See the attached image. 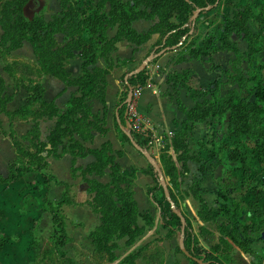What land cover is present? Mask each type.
Masks as SVG:
<instances>
[{
    "label": "crops",
    "instance_id": "obj_1",
    "mask_svg": "<svg viewBox=\"0 0 264 264\" xmlns=\"http://www.w3.org/2000/svg\"><path fill=\"white\" fill-rule=\"evenodd\" d=\"M7 1L11 0L0 1V264H31L38 254L52 247L53 216L42 201L60 200L65 193L70 201L65 211L71 240L63 251L69 250L68 256L74 259L79 251L99 253L91 237L102 224L95 198L108 188L97 183L109 184L115 171L131 182L137 212L135 225L141 231L131 244L126 242L127 235L118 239L119 247L114 250L118 258L108 264H126L123 258L136 250L138 258L133 264H195L180 246L182 230L169 236L168 230L161 228L166 217L160 206L165 196L169 199L158 173L137 146L155 157L173 203L192 226L200 246L208 251L219 249L216 252L233 257L231 263H226L215 254L222 264H256L251 252L234 239L232 227L217 216L214 191L220 190V158L205 164L208 156L201 147V141L213 130L210 119L187 123L191 111L210 98L206 94L208 85L232 71L234 51L217 49L211 57H205L199 49L206 32L223 26L222 15L234 18L236 0H221L216 11L199 14L191 36L179 46L170 45L168 27L160 26V18L154 16L151 7L140 5L139 9L149 16L136 18L124 28L111 21L97 28H105L109 49L90 64L78 58V50L73 51V57L64 52L72 40L71 20L107 17L112 9L110 0H31L25 16L30 20L39 17V23L49 26L38 28L40 42L31 39V32L16 36L8 9H4ZM60 19H65V24L44 41L48 29ZM134 34L147 39L137 43ZM84 37L89 38L87 32ZM235 41L240 48H246L242 39ZM151 54L155 59L146 68L149 77L142 86L139 110L152 121L160 136L166 137L158 142L132 132L124 105L129 93L126 75ZM36 85L42 87V101L29 104L31 92L27 87ZM232 86L222 84L221 92L226 93ZM79 98L80 103L75 105ZM167 131L175 135L167 137ZM15 142L47 162L43 172L50 176L48 187L37 171H19V161L29 159L19 158ZM99 165L102 168L97 169ZM14 173L17 178L13 179ZM198 180L202 199L195 194ZM120 183L123 187L129 185ZM156 183L162 188L153 190ZM169 205L172 208L170 201L165 207ZM260 242L252 246L258 254L263 251Z\"/></svg>",
    "mask_w": 264,
    "mask_h": 264
},
{
    "label": "trees",
    "instance_id": "obj_2",
    "mask_svg": "<svg viewBox=\"0 0 264 264\" xmlns=\"http://www.w3.org/2000/svg\"><path fill=\"white\" fill-rule=\"evenodd\" d=\"M1 1V0H0ZM31 0H11L4 4V9H8L9 20L11 21L12 28L17 30L16 36L23 37L27 36L28 33H32L31 39L35 42H40L42 35L38 31L39 27L43 26L48 28L43 22L39 23L40 18L37 17L33 20L28 19L26 14V7L29 5ZM112 9L109 15L106 16H95L92 19H77L71 20V35L72 40L68 45L69 57H73L74 50H78V58L81 57L84 64L93 63L97 56L105 55L109 49V39L105 28L98 31L99 26H103L105 22L111 21L113 24H120L122 28L130 24L134 19L139 17H147L149 14L144 10H140V5L151 7L154 16H159L160 26L166 25L168 30L166 33L169 34L168 41L170 45L179 46L184 44L191 36L190 32L193 29V23L191 18L197 9H202L203 14L208 11H216L219 8L221 0H110ZM251 4L255 5L256 0H248ZM231 3V1H229ZM216 5V6H215ZM211 7L210 10L207 8ZM245 19L238 21L235 17L231 18L230 15L225 14L221 16L222 27L215 29L212 32H206L207 35L204 38L200 47V54L205 57H211L217 49L232 50L236 54V59L230 73L226 72V75H221L220 78L212 82L207 87V95H210L209 99H206L203 104H199L198 107L191 111L187 123L192 120L198 119H210V124L213 126L212 133L206 136L201 141V147L205 148V152L208 159L205 164L211 162L212 159L221 158L222 151L228 147V142L225 140L224 135L220 133L221 126L223 123L224 115L230 112L228 121V129H232V133L239 138L251 136L255 142L256 151L259 154V159L263 161L264 154V58L261 64H257L258 53L261 50L262 45L256 43L264 33V0L254 11L246 9ZM173 17L179 18L178 21H171ZM236 17H238L236 15ZM106 18V20H105ZM65 24V19L58 20V23L52 24L53 27L49 28L48 35H44L43 40H50L54 31H57L60 27ZM157 24L156 28H159ZM253 24L258 25V29L252 28ZM84 32H87L88 39L84 37ZM122 34V32L120 33ZM46 36V37H45ZM54 39V38H53ZM134 39L137 43H141L147 39L146 36H138L134 34ZM236 39H242L245 41L246 48L242 49L239 47ZM220 44V45H218ZM264 50V46H263ZM77 56V55H76ZM54 58V56L52 57ZM242 61V76L245 82L252 83L251 92L249 95H241L240 90L244 88L241 81H236L235 77H238L240 73L235 72V68L238 61ZM235 66V67H234ZM237 69V68H236ZM251 71L252 74H251ZM229 74V75H228ZM227 76V77H226ZM149 77L148 70L129 76L127 80V87L136 89L145 85L146 80ZM226 81H225V79ZM229 83L232 86L226 93L223 94L221 86L224 83ZM86 85L85 83H83ZM83 90L86 88L83 86ZM28 91L31 92L29 97V104H33L38 101H42V87L36 85L34 87H27ZM127 93V91H126ZM125 93V94H126ZM238 103L235 101V98ZM78 100V101H77ZM75 100L74 104L80 103L81 98ZM234 100V102H232ZM207 104V105H206ZM74 106V105H73ZM189 130L190 124L188 126ZM180 133L177 134L179 136ZM211 137V139H207ZM216 141L218 144H216ZM19 158L23 159L27 157L28 162L20 160L19 171L22 174L29 173L31 171H37L45 179L44 186L48 187L50 176L43 171L47 168L48 164L45 162L42 156L38 154H32L19 143L15 142ZM205 164L202 167L204 171ZM33 165H36L33 167ZM102 165H99V169ZM102 168V167H101ZM111 182L106 185L97 183V186L102 188H108L107 191L101 193L98 192L95 203L100 208L97 212L102 214V224L92 232L91 237L92 243L99 253H106L109 255L108 260L110 262L115 261L118 257L115 255V251L118 245V239L127 235V244H131L134 238L141 231L136 221V203L133 200L132 189L130 188V181L122 178L116 171L112 175ZM11 178H17L16 173ZM131 180V179H130ZM132 181V180H131ZM120 182L127 184L125 187L120 186ZM198 189L195 194L202 199L200 188V180L196 182ZM238 186L239 183H238ZM162 188L159 183H156V188ZM203 192V191H202ZM263 194V191H260ZM171 193V192H170ZM216 194V210L217 216H220L224 221L232 227L235 232L234 239L238 241L240 246H243L246 252H251L255 258L256 264H262L264 261V248L261 254L256 253L253 250V244L263 240V214L264 207L256 205L253 207L255 214H260L262 218L253 221L251 224L246 223L243 220L245 209L240 203H235L231 200L227 191L223 189L214 191ZM125 200H122L124 199ZM172 197V194H171ZM173 198V197H172ZM68 200L67 193L64 194L63 198L56 201L44 200L42 204L45 206L53 216L54 234L51 237L52 247L45 251L44 256L39 258L38 255L31 264H77L74 258L68 256L63 251V248L71 240L68 232V221L66 217V206L70 203ZM169 204L166 196L164 197L163 203L160 206L162 214L166 217V223L161 224V228L168 230V235H176L183 228V222L181 217L171 208L165 207V204ZM177 203V202H176ZM206 209H204L205 211ZM251 211V209H249ZM203 211V212H204ZM230 233V232H228ZM117 235V236H116ZM114 236L116 238L114 239ZM185 246L193 258H197L205 262V264H222L219 259H215L216 255L226 263H231L233 257L224 252L208 251L200 246L196 236L193 234L192 226L188 223L185 225ZM2 240H0V250L2 249ZM48 251L55 257L56 263H50L46 261ZM219 251V249L217 250ZM178 252H181L178 247ZM138 258V251L127 255L123 258L122 262L126 264H133ZM191 258V257H189ZM191 258L192 260H194ZM195 264H199L194 260ZM177 264H180L177 261Z\"/></svg>",
    "mask_w": 264,
    "mask_h": 264
},
{
    "label": "rangeland",
    "instance_id": "obj_3",
    "mask_svg": "<svg viewBox=\"0 0 264 264\" xmlns=\"http://www.w3.org/2000/svg\"><path fill=\"white\" fill-rule=\"evenodd\" d=\"M261 3H263V0H256L255 5L251 4L248 0H244L242 2L240 0H236L234 5L237 7H235L236 10L233 11L235 14L234 17L238 21H243V19L246 18L244 15L245 10L248 8L254 11ZM230 4L232 5L233 2L231 1ZM236 15L238 17H236ZM252 28L254 30L258 29V25L253 24ZM255 42L262 45L257 57V64H261L264 58V33L261 38ZM236 68V73H240L242 71V61L239 60L237 62ZM252 72L253 71H251V74ZM262 74L264 75V70H262ZM242 75L243 74L241 72L238 77H235V80L241 81L242 85H244V88L240 90V94L249 95L253 84L245 82L243 79L240 80ZM239 97L240 96L237 97V100L235 98L237 104H239ZM232 102H234V100ZM229 117L230 112H227L224 115L225 120L223 121L220 132L224 135L225 140L228 142V147L222 151L220 163H218V166L221 169V178L219 181L220 189L227 191L232 201L242 205L245 209L243 212V220H245L246 223L251 224L253 221L262 218L260 214H255L252 208L256 205L264 207V154L262 161L259 159L255 142L251 136L247 134L248 137L239 138L234 135L237 133L236 131L232 133V129H228ZM238 183L240 186H238ZM260 191H263V194ZM249 209H251V211ZM262 244L264 248V240H261L259 245ZM68 251H66V253H68ZM44 253L45 251L40 253L38 257L42 258ZM74 260L77 264H108L110 262L108 257L105 256V253H93V255H88L87 253L84 254L82 251L77 253ZM33 261L34 260H32V262ZM46 261L56 263L55 257L52 253H50V251H48Z\"/></svg>",
    "mask_w": 264,
    "mask_h": 264
},
{
    "label": "water",
    "instance_id": "obj_4",
    "mask_svg": "<svg viewBox=\"0 0 264 264\" xmlns=\"http://www.w3.org/2000/svg\"><path fill=\"white\" fill-rule=\"evenodd\" d=\"M216 6V5H215ZM211 7L207 8V10H210ZM202 12V9H197L192 18H191V21L193 23V27L195 26L196 24V21H197V18L199 16V14ZM193 32V30H192ZM164 53V50L160 53L162 54ZM155 59V55L151 54L150 56H148L142 63L141 65H139V67H137L136 69H134L133 71H131L128 75H126V81L128 79L129 76L131 75H134V74H139L140 72L144 71L147 66ZM133 88L132 87H129V93H128V96H127V99L126 101L124 102V105L127 107L128 103L131 102L132 100V96H133ZM126 118L129 117V112H128V109L126 111V114H125ZM127 126L131 128V123L130 121L127 122ZM129 136L133 142V137H132V134L129 133ZM137 148L139 149V151H141L142 153H144V155L147 157L148 161L153 165L155 171L158 173V177H159V181L160 183L162 184V186L164 187V190H165V193L172 205V209L181 217L182 219V222H183V228H182V238H181V241H180V246L182 248V251L185 253V255L187 257H191V254L189 253V251L187 250V248L185 247V238H184V235H185V225H186V220L183 216V214L176 208L175 204L173 203V200L171 198V194H170V191H169V187H168V184H167V180L161 170V168L159 167V164L157 163L155 157L147 150V149H143L141 148L140 146H137ZM263 240H264V232H263ZM196 262H198L199 264H205V262H203L202 260L200 259H197V258H193Z\"/></svg>",
    "mask_w": 264,
    "mask_h": 264
},
{
    "label": "built area",
    "instance_id": "obj_5",
    "mask_svg": "<svg viewBox=\"0 0 264 264\" xmlns=\"http://www.w3.org/2000/svg\"><path fill=\"white\" fill-rule=\"evenodd\" d=\"M141 91L142 87L134 89L132 100L127 105L132 132L135 135H142L152 141H162L165 136H160L152 121L139 110ZM165 135L173 137L175 133L174 131H167Z\"/></svg>",
    "mask_w": 264,
    "mask_h": 264
}]
</instances>
